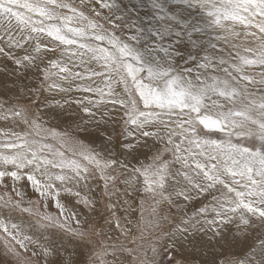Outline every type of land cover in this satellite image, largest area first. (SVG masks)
Masks as SVG:
<instances>
[{"label":"snow or ice","instance_id":"obj_1","mask_svg":"<svg viewBox=\"0 0 264 264\" xmlns=\"http://www.w3.org/2000/svg\"><path fill=\"white\" fill-rule=\"evenodd\" d=\"M148 3L155 14L145 28L118 0H0V58L14 66L0 68V120L38 129L45 116L54 121L73 104L82 113L69 124L71 132L47 130L79 159L30 140L29 133H3L6 255L20 259L18 249L32 247L36 264H193L187 249L196 248L197 238L201 247L226 248L238 239L234 233L246 237L258 228L264 236V0ZM29 73L35 86L16 83ZM93 132L98 144L86 146L73 135ZM217 133L225 138H212ZM233 136L256 143H234ZM149 154V163H140ZM100 181L109 201H134L143 191L155 206L166 203L181 213L155 241L150 261L123 242L93 244L104 234L87 227L97 211L93 185ZM28 187L37 200L24 207ZM53 203L59 216L41 211ZM121 203L131 211L129 199ZM194 203L200 207L189 213ZM81 206L89 216L83 221ZM106 209L107 222L120 228L116 205ZM15 213L34 223L13 222ZM32 227L59 231L36 238L26 234ZM250 252L228 264H264V239Z\"/></svg>","mask_w":264,"mask_h":264},{"label":"rangeland","instance_id":"obj_2","mask_svg":"<svg viewBox=\"0 0 264 264\" xmlns=\"http://www.w3.org/2000/svg\"><path fill=\"white\" fill-rule=\"evenodd\" d=\"M121 1L124 3H122ZM127 1L128 0H125V1L118 0L120 9L122 7L121 10L124 12L131 11L132 12L131 15L133 17H137L139 16V14H141V17L145 18L144 21L146 22L144 23H146V25L149 26L151 23L149 22V20L150 18H153L155 14L154 12L155 10L151 9L148 3V0H140L142 4L141 7H137L139 0H134V1L129 0L131 1L130 3L129 1L128 2ZM68 2L73 3L75 5L79 4V0L78 1L76 0V2L74 0H68ZM120 2L123 5L126 4L124 5L126 9ZM135 2L137 4H135ZM146 4H148L149 6ZM147 9L149 10V12ZM136 19L139 20V18H136ZM210 35L215 36L216 33L214 34L210 32ZM217 43L218 44L220 43L219 44L220 47H225V48L227 47V45L224 44L222 40L218 41ZM19 54L23 55L24 53L20 52ZM57 55H58V51H57ZM49 58H56V57L49 55ZM3 65H0V68H3L2 67ZM35 79H36L35 76L32 73H30L23 81H25V83H28L32 86H35ZM14 80L15 79L8 80L7 83L11 85ZM23 81H16V83L21 84L23 83ZM0 87H2L1 83H0ZM75 95L78 97L80 94L76 93ZM55 98L61 99V96L56 95ZM65 111L67 113V117L66 116L58 117L54 121L48 120V117L45 116L44 119L46 123H43L42 126L38 129H30L27 126L17 125L16 122L13 120H9V121L0 120V142H3V140L5 139L3 135L5 131H9V132L10 131H16V132L23 131V132L29 133L28 138L30 140L34 139L38 142V144L51 145L53 151L58 150V151L64 152L66 158L79 159L78 155L73 156L72 149L68 145L63 144L62 141H60L58 137L53 138V136L50 135L49 132L47 131L49 129H55L57 133L72 131V129L69 128V124L72 123L77 118L78 115H82V113L80 112V110L75 113L74 111L71 110V108H68V107H66ZM85 119H87L86 116H85ZM10 121H13L14 124H16V126L8 127V124L10 123ZM93 134L95 138L96 137L99 138L98 133L93 132ZM73 135H76L79 140H82L86 146L92 143L90 140L85 139L84 136L86 135L84 134L73 133ZM212 138L224 139L225 136L223 133H217ZM232 139L234 143H243L245 146H250L256 143V141L252 138L233 136ZM96 143L98 144L99 141H97ZM161 147L163 146L161 145ZM46 154H47V150H46ZM149 158L151 159V154H149ZM165 158L168 160H171V155L166 154ZM143 160L145 161L142 162ZM139 161L140 163L147 164L149 163L150 160L149 159L146 160L144 156H140ZM134 164L137 167L140 166V164L136 161L134 162ZM140 178H143V177H140ZM93 187H95V191H96L95 192L93 190L92 195H95V199L97 198V205H96L97 211L95 213H92L91 217L89 218L88 213L82 208V206L80 210H77L82 213V216H81L82 221L85 218H89V223L87 225L89 229L95 231L96 233H100L101 231H103L104 233L103 235L95 236L92 241L93 244L97 245V242H99L105 245H110V244H117L118 242H123L129 247H136L137 249L136 254L139 256L141 260L150 261L152 259L151 248L155 246V241L159 237H161L162 232H167L172 229L173 222L179 220L181 213L178 212L175 208H170L169 205H167L166 203L159 205V206H155L153 204L152 198L148 196L147 194H145L143 191H141L136 196V199L138 200L136 203H133V202L131 203V199H130V203L132 204L131 211H125L124 210L125 206L122 205L121 203V200L123 197L118 198L117 196H113L111 201H109L108 199L104 197L102 181H100L98 184H94ZM117 187H120L119 181L117 182ZM97 188H99V190ZM4 191L5 190L3 188H0V194H2ZM26 191L27 192L29 191V192L27 193L25 197V204L23 205L24 207H28L27 201L37 200V196L32 193V190L30 187H28ZM141 201H143L142 207H141ZM72 203L74 204V202ZM108 203H113L116 205L115 219L119 220L120 228H114L110 223L107 222L111 219V217L109 216V212L106 209V205ZM71 205L72 204H70L69 207ZM198 205H199L198 203H194L192 206L188 207L187 211L189 213L195 211L196 208L200 207V205L199 206ZM154 207H155V212H153ZM41 211H47L49 214H51L54 217L59 216L58 210L54 206H51V205L46 210L41 207ZM161 216L167 217V219L163 221V223H160L159 218ZM60 219L61 221L63 220L62 217ZM13 222H16V223L23 222L25 225L29 223H34V221L28 216L27 213H15L13 215ZM158 224H159V227H157ZM58 231L59 229L57 227H49L47 230L32 227L30 230L26 232V234L33 235L34 237L39 238L41 236H48L50 235V233L58 232ZM257 232H261V230L260 229H255L253 231L248 230L246 237L244 235H241L240 233H234V235L237 237L242 236V238H248V242H245L243 240L238 241L239 240L238 239L236 243H234V241L230 242L226 248H220L219 246H217L215 248L209 249L206 246L201 247V245H196V248L193 249L191 246H189L187 249V253L190 254L192 257H194L193 264H204L205 261L211 262L213 259L219 260L223 262V264H228L229 261L243 259L246 253L251 254L250 249L252 248L253 245H255L257 248L259 247V241L261 239H264V236H261V235L253 236V233H257ZM209 235L211 234L209 233ZM3 238H4V233L0 231V264H5L6 261H7V264H29V261H31V264H36V258L31 256V251L34 250L32 247H30L28 251H25L23 249H18V251L21 253L20 259H17L15 256H12V255H6L5 250L3 248ZM199 240L200 238H197V243H199ZM111 251L112 250L109 249V252ZM108 259L111 260L112 256L109 255ZM137 264H139V261H137Z\"/></svg>","mask_w":264,"mask_h":264},{"label":"bare ground","instance_id":"obj_3","mask_svg":"<svg viewBox=\"0 0 264 264\" xmlns=\"http://www.w3.org/2000/svg\"><path fill=\"white\" fill-rule=\"evenodd\" d=\"M74 1L76 2V0H74ZM77 1H78V0H77ZM124 1H125V0H124ZM128 1H129V0H128ZM128 1H127V2H128ZM133 1H134V0H133ZM72 2H73V1H72ZM121 2H122V1H121ZM121 2H120V3H121ZM130 2H131V1H129V3H130ZM77 3H78V2H77ZM122 3H124V2H122ZM122 3H121V4H122ZM133 3H134V2H133ZM135 4H137V3L135 2ZM122 5H123V4H122ZM122 5H121V6H122ZM124 5H126V4H124ZM124 5H123V6H124ZM127 5H128V4H127ZM146 5H148V4H146ZM149 5H150V4H149ZM149 5H148V6H149ZM150 7H151V6H150ZM169 7H173V8H174V7H176V6H174V5H169ZM124 8H125V6H124ZM127 8H128V7H127ZM145 8H146V6H145ZM145 8H144V10H145ZM121 9H122V7H121ZM125 9H126V8H125ZM138 9H139V8H138ZM151 9H152V8H151ZM147 10H148V9H147ZM149 10H150V8H149ZM149 10H148V12H149ZM150 12H151V11H150ZM154 12H155V11H154ZM146 13H147V12H146ZM118 14H120V13H118ZM144 14H145V12H144ZM139 16H140V17H139ZM139 16L134 17V18H139L138 23L140 24V26H143V27L147 28L148 25H146V23H144V22H146V21H144L145 18H142V17H141V14H139ZM145 16H146V15H145ZM145 16H144V17H145ZM153 17H154V16H153ZM147 20H148V19H147ZM149 22H152L151 18H150ZM149 22H148V23H149ZM214 34H215V33H214ZM222 41H223V40H222ZM219 44H220V43H219ZM221 46H222V45H221ZM50 56H52V55H50ZM3 64H4V65H3ZM0 65H3L2 67H5V65H7V67H8L9 70H11V69L14 67L10 62L4 61L3 58H0ZM29 74H30V73H29ZM13 79H15L14 76H13L11 79H8V80H13ZM4 80H5V75H4L3 73H1V74H0V83L2 84V82H3ZM8 80H7V81H8ZM10 83H11V81H10ZM23 83H25V81H23ZM121 88H122V87H121ZM70 108H71V110L74 111L75 113L79 111V108H78L75 104H73ZM65 110H66V109H65ZM69 112H70V111H69ZM78 114H79V113H78ZM65 116L67 117V115H65ZM11 126L15 127L16 124H14L13 121H10V123L8 124V127H11ZM84 137H85V139H88V140H90L91 142H92L93 140H95V142L99 141V138H97V137L95 138L93 133L91 134V136L88 135V136H84ZM91 137H92V138H91ZM98 137H99V136H98ZM90 138H91V139H90ZM148 159L150 160V158H148ZM144 161H145V160H143L142 162H144ZM134 162H135V161H133V164H134ZM136 162H137V161H136ZM141 185H143V178H140V186H141ZM97 189L99 190V188H97ZM97 189H96V190H97ZM93 190L95 191V187H93ZM28 192H29V191H28ZM28 192H27V193H28ZM30 192H31V191H30ZM95 192H96V191H95ZM92 193H93V191H92ZM93 196H94V198H95V195H93ZM123 199H129V201H130L131 198H130V197H123L122 200H123ZM96 200H97V198H96ZM137 201H138L137 199H135L134 201L131 200V203H132V202H133V203H136ZM119 203H120V202H119ZM69 205H70V204H69ZM199 205H200V204H199ZM199 205H198V206H199ZM51 206H54V207H55L54 203L51 204ZM191 206H192V205H191ZM70 207H72V205H71ZM80 209H81V207H78L76 210H80ZM257 229H258V228H257ZM248 230L253 231V230H255V229H248ZM259 235H261V232L253 233V236H259ZM238 239H239V240H238ZM238 239H237L238 241L243 240V241H245V242H248V238H242V236H241V237H238ZM237 240H235L234 243H236ZM197 245H201L200 242L197 243ZM245 245H246V244H245ZM209 249H210V248H209Z\"/></svg>","mask_w":264,"mask_h":264}]
</instances>
